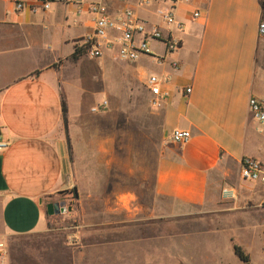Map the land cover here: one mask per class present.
<instances>
[{"label":"crops","instance_id":"0c3cea01","mask_svg":"<svg viewBox=\"0 0 264 264\" xmlns=\"http://www.w3.org/2000/svg\"><path fill=\"white\" fill-rule=\"evenodd\" d=\"M89 1L54 0L49 9L30 12L16 11L11 0H0V139L7 141L0 150V264L5 236L44 230V203L70 189L76 191L79 214L87 219L84 226L93 227L86 232L94 236L80 238L76 233L71 244L55 239L53 264L59 249L65 250L67 264L70 253L77 255V264H149L150 258L164 259L171 253L164 226L150 235V226L159 225L160 218L240 210L246 202L256 207L264 201L261 185L238 177L242 156L264 163V130L247 110L249 96L264 95V35L257 34L258 21H264V0L178 2L174 14L183 22L179 48L160 64L147 56L124 62L130 74L147 68L148 74L169 75L167 96L158 107V137L151 143L154 156L141 158L135 156L130 136L136 130L87 124L78 109L82 94L74 71L85 55L74 61L69 55L75 41L91 28L85 9ZM102 1L113 10L129 6L148 24L164 27L161 0L143 6L138 0ZM193 10L198 17L191 19ZM150 48L163 53L157 42ZM108 58L110 53H105L96 63L106 67ZM170 60L177 62L176 69ZM173 129L187 131V141L171 142ZM144 145L146 154L150 142ZM65 211L75 214L71 207ZM172 241L177 247L183 243ZM194 241L214 244L207 235ZM195 253L190 249L189 259L198 264ZM213 254L202 257L211 263Z\"/></svg>","mask_w":264,"mask_h":264},{"label":"rangeland","instance_id":"374dc122","mask_svg":"<svg viewBox=\"0 0 264 264\" xmlns=\"http://www.w3.org/2000/svg\"><path fill=\"white\" fill-rule=\"evenodd\" d=\"M88 59L86 56L81 57L77 63L79 69L74 71L77 85L80 88L79 92L82 94L78 109L86 117V123L128 126L129 130L137 131L130 134L134 137L135 156L140 158L141 156H154V144L151 143L157 140L160 116L158 108L149 105V96L142 85V81L148 75L147 68L136 69L133 74H130L128 72L130 68L124 62L108 58L106 60L108 66L101 68L96 63L97 58ZM88 64L89 67H87ZM102 100L106 101L103 110L89 112L90 107ZM100 113H103L101 118L93 120ZM262 140L264 141V137ZM143 141L150 142L151 148L146 150V154L143 149ZM144 167L148 169L149 166ZM260 188L264 190V187ZM54 200L62 201L64 210L50 217L42 207L45 218L44 230L19 237L5 236L3 240L4 264H53L52 251L56 249L55 239L63 238L67 244H71V238L76 233L80 238L89 235L86 230L93 227L84 226L87 219L84 218V214H79L78 198L73 197L72 190L60 193ZM165 202L168 206L169 200ZM68 205L75 210V214L68 215L66 213ZM92 207L91 205L90 208L92 209ZM88 219L89 221L93 220L92 217H88ZM159 220H152V222L160 223L150 226V235L162 230L161 227L164 226L167 242L170 243L167 244V249L171 253L166 255L165 260L162 257L150 258L149 264H156V261L158 264H193L192 259H189L190 249L196 250V253L192 255L198 264L206 263L202 257L206 253L209 254L208 256L214 253L213 262L206 264H239L232 252L231 243L242 248L248 255L250 264H264V201L256 207L252 206L250 202H246L240 210L220 211L215 209L206 213L198 210L182 216L163 217ZM206 235L213 238L214 244L203 243V241L195 243L196 237L201 238ZM89 236L93 238L94 235L91 233ZM169 238L181 239L183 243L178 244L177 247L173 241L170 242ZM76 248H80V246L78 245ZM177 248L181 250L180 254H177ZM212 248H214L213 252ZM57 256L56 264H67L65 250L60 251L59 249ZM69 259L70 264H77L75 253H70ZM140 264H147V261Z\"/></svg>","mask_w":264,"mask_h":264},{"label":"built area","instance_id":"2783aa9c","mask_svg":"<svg viewBox=\"0 0 264 264\" xmlns=\"http://www.w3.org/2000/svg\"><path fill=\"white\" fill-rule=\"evenodd\" d=\"M54 0H33L24 3L21 0H11L16 11L22 8L30 12L49 9ZM80 1V0H78ZM125 2L126 0H118ZM187 0H161L164 7L159 11V17L164 27L157 24H148L140 18L129 6H121L113 10L110 5L102 0H90L85 9L90 15L91 28L75 41V46L80 53L88 58H100L105 53H110L113 60L120 62H134L139 56H147L154 63L160 64L164 58L174 53L181 44L180 33L183 31V22L174 14L175 5ZM149 0H138L140 6L147 5ZM198 17V11L191 12V19ZM164 30V32H163ZM257 34L264 35V21L257 23ZM151 42L162 46L163 53L156 54L150 48ZM169 66L176 69L177 62L169 61ZM169 81L168 74L149 73L142 81L148 94V103L151 107L158 108L162 99L167 96L165 84ZM184 93H189L190 88L185 87ZM106 101L90 107L91 112L103 110ZM247 110L250 118L264 130V95L249 96ZM168 137L171 142L184 143L188 139L185 130L173 129ZM7 146V141L0 139V150ZM238 177L242 181L257 183L264 186V163L251 156H242L238 160ZM225 189H221L224 193ZM4 252L0 251L2 256Z\"/></svg>","mask_w":264,"mask_h":264},{"label":"trees","instance_id":"16d2710c","mask_svg":"<svg viewBox=\"0 0 264 264\" xmlns=\"http://www.w3.org/2000/svg\"><path fill=\"white\" fill-rule=\"evenodd\" d=\"M80 50L74 46L73 51L69 55V59L71 61H74L77 59L78 56H80ZM60 113H61V119L62 123L65 126L66 124V105L63 100L60 101ZM67 153L70 155V147L67 141ZM231 249L233 254L236 256L239 264H250L248 255L242 250V248L235 244L231 243Z\"/></svg>","mask_w":264,"mask_h":264},{"label":"water","instance_id":"95a60500","mask_svg":"<svg viewBox=\"0 0 264 264\" xmlns=\"http://www.w3.org/2000/svg\"><path fill=\"white\" fill-rule=\"evenodd\" d=\"M72 194H73V197H74V198H77V194H76L75 189H72ZM52 205H53L54 208H55V209H54V212H55V213H58V212L63 211V208H61V207L64 206V203H63L62 201H60V202H55V203L52 204ZM47 206L50 207L51 204H47ZM48 213H52V212L49 210Z\"/></svg>","mask_w":264,"mask_h":264},{"label":"flooded vegetation","instance_id":"af4514ba","mask_svg":"<svg viewBox=\"0 0 264 264\" xmlns=\"http://www.w3.org/2000/svg\"><path fill=\"white\" fill-rule=\"evenodd\" d=\"M55 202H60V200H52V201H47V202H45L44 203V205H43V208H44V212L46 213V214H49V215H52V214H54L55 212H54V206L52 205V204H54ZM47 204H51V206L50 207H48L47 206ZM67 207H70L69 205L67 206ZM61 208H64V206L63 207H61ZM51 211L52 213H48V211ZM64 210V209H63ZM59 213V212H58Z\"/></svg>","mask_w":264,"mask_h":264}]
</instances>
